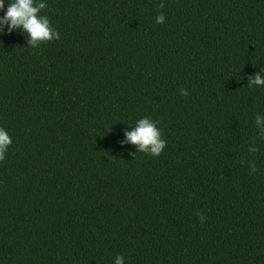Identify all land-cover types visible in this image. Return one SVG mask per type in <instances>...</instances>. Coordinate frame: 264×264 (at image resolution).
Wrapping results in <instances>:
<instances>
[{
    "label": "trees",
    "instance_id": "obj_1",
    "mask_svg": "<svg viewBox=\"0 0 264 264\" xmlns=\"http://www.w3.org/2000/svg\"><path fill=\"white\" fill-rule=\"evenodd\" d=\"M35 2L59 39L0 31V264H264V0Z\"/></svg>",
    "mask_w": 264,
    "mask_h": 264
},
{
    "label": "clouds",
    "instance_id": "obj_2",
    "mask_svg": "<svg viewBox=\"0 0 264 264\" xmlns=\"http://www.w3.org/2000/svg\"><path fill=\"white\" fill-rule=\"evenodd\" d=\"M163 7L164 5L161 3L160 8ZM44 8V4H36L35 0H10L5 14L0 18V31H3V26H7L9 34L16 29H21L30 37L29 44L34 49L40 43L59 39V33L50 26L49 19L39 15ZM4 9V0H0V11H4ZM164 20L165 16L161 14L157 17L156 22L162 24ZM253 85L256 87L264 86V79L259 73L249 79V86ZM182 93V95H187L185 90H182ZM257 122L259 123V120ZM126 136L127 142L137 146L140 153L152 157H159L166 147V141L161 139L160 130L147 117L138 120L134 130L127 132ZM11 142L9 135L0 129V161L4 159V153ZM250 169L253 173L257 171L255 163L250 165ZM197 215L200 214L197 213ZM116 264H123L122 258L118 257Z\"/></svg>",
    "mask_w": 264,
    "mask_h": 264
}]
</instances>
